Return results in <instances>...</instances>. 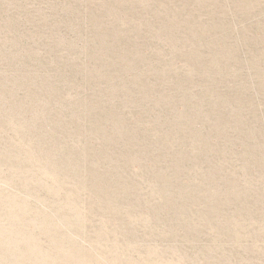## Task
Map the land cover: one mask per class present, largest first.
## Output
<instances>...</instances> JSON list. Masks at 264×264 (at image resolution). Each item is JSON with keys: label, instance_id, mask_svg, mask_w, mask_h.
I'll return each mask as SVG.
<instances>
[{"label": "rangeland", "instance_id": "1", "mask_svg": "<svg viewBox=\"0 0 264 264\" xmlns=\"http://www.w3.org/2000/svg\"><path fill=\"white\" fill-rule=\"evenodd\" d=\"M0 264H264V0H0Z\"/></svg>", "mask_w": 264, "mask_h": 264}]
</instances>
